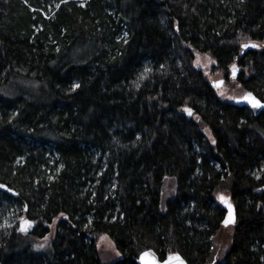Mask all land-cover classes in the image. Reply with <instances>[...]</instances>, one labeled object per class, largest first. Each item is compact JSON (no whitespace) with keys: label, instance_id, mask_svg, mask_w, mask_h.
Returning a JSON list of instances; mask_svg holds the SVG:
<instances>
[{"label":"trees","instance_id":"trees-1","mask_svg":"<svg viewBox=\"0 0 264 264\" xmlns=\"http://www.w3.org/2000/svg\"><path fill=\"white\" fill-rule=\"evenodd\" d=\"M196 53L264 102V0H0V264H264V109Z\"/></svg>","mask_w":264,"mask_h":264},{"label":"rangeland","instance_id":"rangeland-1","mask_svg":"<svg viewBox=\"0 0 264 264\" xmlns=\"http://www.w3.org/2000/svg\"><path fill=\"white\" fill-rule=\"evenodd\" d=\"M194 64L198 69H201L204 73H206V77H208L209 81L212 83H218L219 81H222V85L218 87V95L222 97L223 99L229 100L231 103L235 104H248L246 101L243 100V97L245 96L246 91H243L240 89L238 84L236 83V80L231 77V69L228 73V78H224L222 74H209L212 70V67L214 65V62L207 56V55H201V54H195ZM12 215H10V219H13L18 214V211L13 209L11 211ZM14 214V215H13ZM20 225L22 227H26L28 229L31 226L30 219H20ZM24 221L28 222V225H24ZM55 233V226L50 227V233L51 237H54ZM231 239V230L228 227H223L217 234L216 237V248L215 253L219 254L221 250L227 247V245L230 243ZM46 243H43V245L36 247V250H40V248H45ZM98 250L101 251V259L103 263H112L119 259V253L117 252L114 244L111 242V240L106 237L102 236L99 238ZM46 249V248H45ZM220 250V251H219Z\"/></svg>","mask_w":264,"mask_h":264},{"label":"water","instance_id":"water-1","mask_svg":"<svg viewBox=\"0 0 264 264\" xmlns=\"http://www.w3.org/2000/svg\"><path fill=\"white\" fill-rule=\"evenodd\" d=\"M245 44H248L249 47H247V48L243 47V45H245ZM245 44L241 45L242 50H241L238 58H240L247 51H250L253 49H258V45H257V47H251V45H253L254 43H245ZM234 66H235L236 72L234 75L233 74V67H232L231 68V77L232 78L236 77L240 71L239 67H237L236 65H234ZM216 85H219L218 87H220L222 85V81H219L218 83H212L213 87L218 88ZM188 115H189V113H188ZM228 204L231 205V212H230L229 207L226 204H223V207L225 209V215H224V218L221 222L222 227L232 226L236 222L235 209H234L232 204H230V203H228ZM229 218H231L232 222L228 223L226 226L225 221L228 220ZM176 256L180 257V259L183 261V264H187V262L178 253L169 254L163 260H159L158 256L152 250H147V251H144L143 253H141L138 257L137 262H138V264H177V261L175 259L170 260V257H176Z\"/></svg>","mask_w":264,"mask_h":264},{"label":"snow or ice","instance_id":"snow-or-ice-1","mask_svg":"<svg viewBox=\"0 0 264 264\" xmlns=\"http://www.w3.org/2000/svg\"><path fill=\"white\" fill-rule=\"evenodd\" d=\"M243 47L247 48V47H249V45L245 44V45H243ZM251 47H257V45L253 44V45H251ZM235 72H236V69H235V66H233V74L234 75H235ZM216 86L218 87L219 85H216ZM77 87H79V85H77ZM243 100L246 101L249 105H251V107L254 109H264V102H261L259 99L254 97L253 94L250 92L245 94V96L243 97ZM186 111L189 113V115L192 114L190 109H186ZM0 187H3V185H0ZM220 199L222 202H224L229 207L230 212H231V205H229L227 203V201L224 199V197H220ZM230 222H232L231 218H229L228 220L225 221V225L227 226V224ZM24 225H28V222L24 221ZM21 230L25 231L26 227H22ZM171 259H175L177 261V264H183V261L180 259L179 256L170 257V260Z\"/></svg>","mask_w":264,"mask_h":264}]
</instances>
